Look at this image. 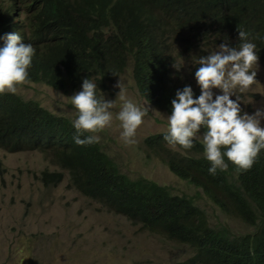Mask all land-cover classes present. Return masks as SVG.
<instances>
[{"label": "trees", "instance_id": "obj_1", "mask_svg": "<svg viewBox=\"0 0 264 264\" xmlns=\"http://www.w3.org/2000/svg\"><path fill=\"white\" fill-rule=\"evenodd\" d=\"M135 1L136 7L133 0H31L34 7L26 11L28 16L16 19L12 17L14 10L5 3L8 1L2 0L0 48L6 45V34L12 32H19L23 42L33 46L36 60L28 77L32 82L43 80L57 87L55 80L59 84L64 79L73 82L82 72L113 82L130 60L128 50L135 46L134 39L154 19L158 8L163 17L175 23L169 32H192L198 49L221 42L217 37L225 31L233 34L231 41L236 40L232 47L239 46V28L250 34L264 58V0H249L251 11L236 16L232 20L236 26L217 32L203 21L215 11L217 0L205 1L207 7L197 10L184 3L187 0ZM8 3L25 4L23 0ZM154 8L146 18L143 12ZM198 15L205 17L192 26L189 19ZM139 88L147 99L169 101L170 95L148 92L143 83ZM18 98L11 94L0 98V148L10 153H42L62 169L41 172L44 184H60L66 171L68 184L80 193L101 201L146 231L193 247L195 254L177 264H264V215L257 216V212H264V149L250 170L238 169L225 157L227 171L218 169L211 175L201 141H194L195 147L189 150L180 146L176 154L165 145L164 135L153 137L149 145L147 142L154 155L168 158L171 171L200 188L222 211L256 227L251 235L235 236L226 225L212 228L193 198L173 193L170 187L152 180L132 179L99 143L80 148L65 120Z\"/></svg>", "mask_w": 264, "mask_h": 264}, {"label": "clouds", "instance_id": "obj_2", "mask_svg": "<svg viewBox=\"0 0 264 264\" xmlns=\"http://www.w3.org/2000/svg\"><path fill=\"white\" fill-rule=\"evenodd\" d=\"M23 1L25 4L5 2L14 10L13 18L25 19L28 16L26 11L34 7L31 0ZM133 1L135 7L138 6ZM205 1L210 0H187L184 3L197 10L207 7ZM251 3L249 0H217L215 11L211 14L206 17L198 15L189 20L195 26L200 17H205L203 21H207L217 32L219 28L236 26L232 20L239 14L248 13V10L250 12ZM19 6L22 8L19 9ZM154 10L155 8L143 13L148 18L151 14L147 13ZM163 15L157 8L154 19L134 39L135 46L128 50L130 60L120 72L127 66L132 67L140 93L139 85L143 83L148 92L170 95L169 101L145 97L165 111L167 117L164 118V126H168L167 132L147 137L145 144H151L150 139L153 137L164 135V140L168 143L165 145L172 149V154H176L181 147L191 149L194 141L199 140L203 143L202 153L211 164L209 174L216 175L218 169L227 171L225 157L238 169L250 170L260 151L264 149V127L261 126L264 109H257L253 114L244 112L239 103V94L247 92L256 82L258 67L264 68V58L259 55L257 45L249 39L248 32L239 28L240 44L236 47L231 45L236 40L231 41L233 34L230 31L219 33L217 38L221 42L211 43L212 51L201 56L199 67L185 78L177 65L178 58L169 54L173 48V34L169 30L175 27V23ZM35 60V49L31 44L23 42L19 32L6 34V45L0 48V98L11 94L19 97L17 100L51 112L60 120H65L66 127L74 134V142L80 148H93V144L99 143L107 152L98 134L111 126L112 109L116 107V103L115 100H106L102 91H106L115 80L112 82L103 77L100 80L94 75L90 76L88 72H82L73 82L64 79L59 84L55 80L57 87L43 80L40 83L32 82L28 77ZM59 69L64 74L63 67L60 66ZM35 87L46 88L54 102L47 103V100L29 97L24 93ZM115 87L120 89L117 97L122 102L116 116L121 122V139L125 144L131 145L136 142V130L143 123L148 107H142L127 98L121 79ZM19 92L23 95H19ZM202 128L204 131L201 134ZM107 154L116 162L108 152ZM157 157L168 164L167 157Z\"/></svg>", "mask_w": 264, "mask_h": 264}, {"label": "rangeland", "instance_id": "obj_3", "mask_svg": "<svg viewBox=\"0 0 264 264\" xmlns=\"http://www.w3.org/2000/svg\"><path fill=\"white\" fill-rule=\"evenodd\" d=\"M195 43L193 33L174 31L169 54L178 57L177 65L185 78L199 66V58L212 51L211 45L198 49ZM120 79L127 98L148 107L143 123L136 130V142L131 145L121 139V122L116 119L122 103L117 97L120 89L115 87ZM24 93L47 103L54 102L44 87ZM102 95L106 100H115L116 107L112 109L111 126L98 135L122 171L132 179L152 180L170 187L173 193L193 198L204 209L212 228L226 225L240 237L256 231L240 216L222 211L200 188L180 178L167 162L151 152L145 139L167 132L168 126H164L167 115L139 92L131 66ZM239 95L244 112L253 114L264 109V68L258 67L256 82ZM261 126L264 127V119ZM0 163V264H177L195 254L193 247L146 231L101 201L80 193L68 184L66 171L60 184H44L41 172L62 169L42 153L12 154L0 149ZM261 215L264 212H257L259 219Z\"/></svg>", "mask_w": 264, "mask_h": 264}]
</instances>
